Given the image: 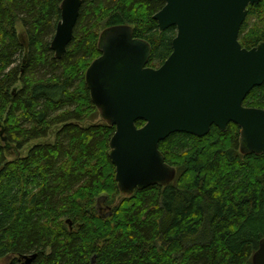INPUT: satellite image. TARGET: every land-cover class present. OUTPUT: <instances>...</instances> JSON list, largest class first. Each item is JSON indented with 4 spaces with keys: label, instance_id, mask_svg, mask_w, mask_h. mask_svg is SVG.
<instances>
[{
    "label": "trees",
    "instance_id": "1",
    "mask_svg": "<svg viewBox=\"0 0 264 264\" xmlns=\"http://www.w3.org/2000/svg\"><path fill=\"white\" fill-rule=\"evenodd\" d=\"M62 1L0 0V132L9 144L0 133V259L253 264L264 238V153L241 152L237 124L204 137L171 134L159 148L177 169L174 181L129 195L118 187L109 155L116 127L98 120L86 70L101 54V32L120 24L151 44L149 66L162 65L177 34L154 19L165 0H82L74 38L57 58ZM239 40L248 49L264 41V0L249 5ZM244 104L264 108V83Z\"/></svg>",
    "mask_w": 264,
    "mask_h": 264
},
{
    "label": "water",
    "instance_id": "2",
    "mask_svg": "<svg viewBox=\"0 0 264 264\" xmlns=\"http://www.w3.org/2000/svg\"><path fill=\"white\" fill-rule=\"evenodd\" d=\"M261 0H165L155 15L160 32L176 27L171 55L149 66L151 44L129 24L110 26L99 38L101 55L86 70V84L101 118L115 126L110 158L122 194L174 181L161 141L176 132L199 137L212 126L241 128L242 153H264V108L244 104L264 83V41L248 49L239 34L249 5ZM82 0H63L51 48L62 58L74 38ZM138 121L144 125L138 126ZM2 140L9 147L1 130ZM36 254L23 255L31 264ZM264 264V238L252 256Z\"/></svg>",
    "mask_w": 264,
    "mask_h": 264
},
{
    "label": "rangeland",
    "instance_id": "3",
    "mask_svg": "<svg viewBox=\"0 0 264 264\" xmlns=\"http://www.w3.org/2000/svg\"><path fill=\"white\" fill-rule=\"evenodd\" d=\"M17 29H18V32H22L24 29L20 22L17 23ZM20 62H21V59H20ZM100 119H101V116L98 117V120ZM52 138H53V135H52ZM121 198L123 197H121L120 195L117 196L116 201L111 206L114 207L119 202V200H121ZM97 208L99 211H102L101 213H106L109 209L106 203H102L101 205H98ZM5 262L6 261L4 259H0V264H5Z\"/></svg>",
    "mask_w": 264,
    "mask_h": 264
},
{
    "label": "flooded vegetation",
    "instance_id": "4",
    "mask_svg": "<svg viewBox=\"0 0 264 264\" xmlns=\"http://www.w3.org/2000/svg\"><path fill=\"white\" fill-rule=\"evenodd\" d=\"M56 32V31H55ZM55 35V34H54ZM101 55V54H100ZM56 56V55H55ZM86 75V74H85Z\"/></svg>",
    "mask_w": 264,
    "mask_h": 264
}]
</instances>
